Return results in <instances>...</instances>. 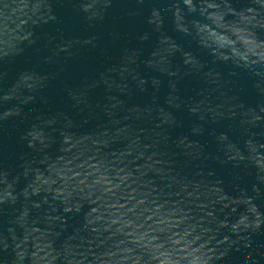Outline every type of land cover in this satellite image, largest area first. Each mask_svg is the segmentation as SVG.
Masks as SVG:
<instances>
[{"label":"water","instance_id":"obj_1","mask_svg":"<svg viewBox=\"0 0 264 264\" xmlns=\"http://www.w3.org/2000/svg\"><path fill=\"white\" fill-rule=\"evenodd\" d=\"M0 264H264V0H0Z\"/></svg>","mask_w":264,"mask_h":264}]
</instances>
